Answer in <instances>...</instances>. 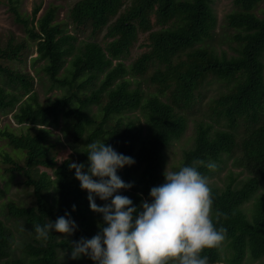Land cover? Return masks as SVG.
Listing matches in <instances>:
<instances>
[{
    "label": "trees",
    "instance_id": "trees-1",
    "mask_svg": "<svg viewBox=\"0 0 264 264\" xmlns=\"http://www.w3.org/2000/svg\"><path fill=\"white\" fill-rule=\"evenodd\" d=\"M211 1L76 0L68 13L74 32H68L61 21H55L54 5L37 17L41 3L28 15L18 11V0H8L26 38L36 44L31 65L35 69L42 61L38 70L49 87L63 91L41 102L34 89L35 75L6 63L22 61L28 41L13 35L5 44L0 39V110L18 103L12 115L17 124L24 123V130L0 129V137L24 157L20 163L5 153L4 169L23 173V183L31 188L29 202L9 199L2 204L5 216L14 218L15 228L28 239L16 252L12 228L0 220V264H73L65 260L68 254L60 252H70L71 241L94 235L101 215L89 208L86 190L80 188L69 164L87 163V143L104 138L117 151L134 157L135 163L118 174L133 182L121 192L139 205L152 186L163 182L165 147L182 135L186 112L201 101L200 89L211 79L225 84V90L211 97L207 108L224 119L227 128L212 129L199 118L193 143L183 150L179 166L195 164L206 176L232 158V164L240 168L237 175H246L236 181L231 172L222 187L209 184L214 222L225 233L219 246L205 248L201 255L207 256L208 264H242L246 258L263 259L259 264H264V11L260 16L254 12L260 0H233L235 8L226 18L236 30V44L231 45L235 54L217 53L211 43L216 24ZM103 30L101 41L74 43L76 32L97 38ZM143 34L140 46L145 50L126 66L121 59ZM149 69L155 92L131 86L124 77L126 73L143 75ZM134 110L141 117L129 114ZM60 118L64 140L58 141L68 148L62 158L53 151L56 144L48 141L51 129L60 127ZM200 160L212 161L216 167L199 165ZM249 201L251 206L246 208ZM96 202L104 203L98 198ZM66 210L78 229L67 236L54 232L47 241L37 239L34 226L47 218L55 220ZM75 262L94 264L87 257Z\"/></svg>",
    "mask_w": 264,
    "mask_h": 264
},
{
    "label": "clouds",
    "instance_id": "clouds-1",
    "mask_svg": "<svg viewBox=\"0 0 264 264\" xmlns=\"http://www.w3.org/2000/svg\"><path fill=\"white\" fill-rule=\"evenodd\" d=\"M84 152L87 163L72 161L69 167L75 169L89 208L101 215V222L90 238L81 236L70 242L71 259L87 257L94 264H208L201 253L219 246L225 229L214 222L211 188L197 165L165 171L163 182L152 186L148 198L137 205L121 192L133 182L118 174L119 169L135 163L134 157L117 151L104 138L87 143ZM199 165L216 167L204 160ZM97 198L104 203L98 204ZM219 216L217 211L215 219ZM34 227L37 239L47 241L54 232L71 235L78 224L66 210L55 220L47 218Z\"/></svg>",
    "mask_w": 264,
    "mask_h": 264
},
{
    "label": "rangeland",
    "instance_id": "rangeland-1",
    "mask_svg": "<svg viewBox=\"0 0 264 264\" xmlns=\"http://www.w3.org/2000/svg\"><path fill=\"white\" fill-rule=\"evenodd\" d=\"M76 0H18L17 9L18 11L24 14H30L34 6L38 3H41V8L37 13V17L40 16L49 6L54 5L55 8V21H61L63 25L67 28L68 32H74L72 30V24L68 17L69 10L73 3ZM128 3V2H126ZM8 0H0V39L1 43L5 44L10 35H13L16 39H24L26 38V34L21 27V25L15 20L14 14L9 9ZM211 6L213 12L216 17V24L213 28V36L211 39V43L217 53H221L222 50L226 51L228 55L235 54V50L231 47L236 44L234 39V34L236 30L233 27H230L227 23V14L235 8L233 4V0H212ZM264 11V0H260L257 6L254 8V12L257 15H261ZM105 30H103L97 38H92L88 36V32H76L77 39L74 40V43L77 45L80 40H96L101 41ZM145 37V34L140 36V39L134 44L131 48L130 53L127 54L121 61L129 66L133 60L145 50V48L140 46L142 42V38ZM28 41V48L24 51L25 57L22 61L19 60H10L6 61L11 67L15 69H19L22 71L29 72L35 75V84L34 89L38 93V98L41 102H48L51 99L62 93L61 88H50L49 81L42 71L38 70V66H40L43 62L39 61L35 64V69L31 65V58L36 56V44L33 43L28 37L26 38ZM67 61L65 62V66L68 64L70 56L67 57ZM264 60V57H263ZM119 60H114V63ZM36 70H38V75H36ZM62 71V69H61ZM151 70L149 69L147 73L143 75H134L132 73H126L124 77H128L130 79L131 86H138L144 92H155L156 89L153 84L149 81V76ZM41 77V79H40ZM102 77V75H101ZM202 98L200 102H196V104L188 111L187 114V126L181 136L173 139L164 150V158L163 163L161 165V169L165 172L168 170H174L178 168L182 157L183 150L191 147L193 143V136L195 134V122L200 118L203 119L206 123L212 125V129L224 127L227 128L224 119L218 118L216 115H213L209 112L207 108L208 100L219 94L220 92L225 90V84L219 82L218 80H208L204 82L201 87ZM26 97V96H24ZM23 97V98H24ZM161 98H165V96L161 95ZM18 103H16L12 108H9L5 111L0 110V129L8 126L9 128H13L15 131L24 130L21 128L23 124H17L13 118V113L16 111ZM95 108V106H94ZM129 114H137L141 117L139 110H134ZM141 120H143L141 118ZM60 127L50 128L52 130V134L48 136V141L53 144H56L53 148V151L60 157H64L67 155V145L60 140H64V134L62 130L63 119H59ZM239 130V129H238ZM63 134L62 137L59 134ZM69 151V150H68ZM70 152V151H69ZM9 153L17 159L20 163L23 162V154H15L13 148L6 143L4 138L0 137V220L5 222L7 225H10L12 228V246L16 249V252H20V249L17 248L18 245H21V242L28 239L26 235L24 236L15 228L16 220L14 218H7L2 211V204L7 200H17L18 202H29L31 200V188L26 186L24 181V174L21 172H7L5 171V166L7 163L4 162V154ZM232 158H228L226 163H223L219 170L212 171L210 175H206L208 184L222 187L224 184L229 182L227 175L231 172L237 176V180H240L245 177V173L240 172V168L234 166L232 164ZM246 208L251 206V202H246L244 204ZM249 214V213H248ZM61 254H68L65 260L73 261V264H76V259L70 258L69 250L65 249L60 252ZM263 259L251 260L246 258L242 264H259ZM222 264V263H221Z\"/></svg>",
    "mask_w": 264,
    "mask_h": 264
}]
</instances>
